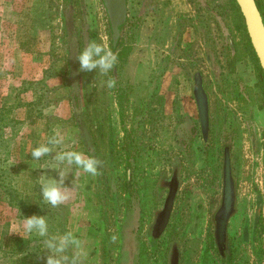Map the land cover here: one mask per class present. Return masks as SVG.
<instances>
[{"label": "rangeland", "instance_id": "rangeland-1", "mask_svg": "<svg viewBox=\"0 0 264 264\" xmlns=\"http://www.w3.org/2000/svg\"><path fill=\"white\" fill-rule=\"evenodd\" d=\"M231 1L125 0L118 50L128 53L101 76L79 71L75 59L90 40L110 47L100 0H0V178L7 188L0 190V264H45L42 238L19 227L33 214L47 216L50 233L72 230L86 241V264H166L170 242L180 264H223L212 217L224 147L235 198L228 264H264V94ZM256 1L264 19V0ZM194 73L207 97L205 141ZM56 127L103 165L52 208L40 200L37 178L56 173L40 169L48 158L34 161L30 150ZM172 173L178 187L153 253L145 231L165 196L158 182ZM72 180L69 173L65 185ZM27 247L42 254L40 262Z\"/></svg>", "mask_w": 264, "mask_h": 264}, {"label": "clouds", "instance_id": "clouds-1", "mask_svg": "<svg viewBox=\"0 0 264 264\" xmlns=\"http://www.w3.org/2000/svg\"><path fill=\"white\" fill-rule=\"evenodd\" d=\"M75 59L79 63V71L92 72L96 70L97 74L108 76L118 62V54L103 40L99 42L90 40ZM104 83L109 89L116 86V80L110 76ZM75 144V140H69L60 128L56 127L53 129L52 135L30 150L34 161L48 158L40 166V169H50L56 173V176L53 177L47 172H42L37 178L40 200L52 208H57L70 199V192L79 186L78 181L81 175L93 178L101 175L99 169L103 162L93 155L77 150ZM69 173L73 175L72 187L65 185ZM19 227L22 228L25 236L35 234L42 238L45 264H86L90 254L86 247V241L77 237L72 230L63 233H50L46 215L33 214L23 217ZM10 233L19 234L15 231ZM117 238L113 234L110 240L115 242Z\"/></svg>", "mask_w": 264, "mask_h": 264}, {"label": "water", "instance_id": "water-1", "mask_svg": "<svg viewBox=\"0 0 264 264\" xmlns=\"http://www.w3.org/2000/svg\"><path fill=\"white\" fill-rule=\"evenodd\" d=\"M233 2L241 17L246 40L261 71L264 84V22L257 8V1L233 0ZM101 4L109 26L110 42L114 46L119 36L118 28L125 22L126 2L125 0H101ZM191 95L197 112L201 138L205 141L208 131V106L207 97L202 89L201 77L198 73H194L192 76ZM175 189L171 190L159 213V231L163 229L169 217ZM234 199V185L230 174L228 149L224 147L222 154L221 198L219 207L213 216V237L217 249L220 250L224 246L228 219L234 211Z\"/></svg>", "mask_w": 264, "mask_h": 264}, {"label": "flooded vegetation", "instance_id": "flooded-vegetation-1", "mask_svg": "<svg viewBox=\"0 0 264 264\" xmlns=\"http://www.w3.org/2000/svg\"><path fill=\"white\" fill-rule=\"evenodd\" d=\"M176 179H177L176 173H172V174H170V176H168L166 178H162L158 182V190H165V196L163 198V202H162V206H161L160 210H158L152 214L151 221L148 224L146 231H145V240L149 244V250L153 253L157 248V243L161 240L162 236L164 235V233L167 229L169 217H168L167 222H166L165 226L163 227V229L161 231H159V213L162 210L164 201L168 197L171 190L176 188L175 189V193H176L177 187H178ZM174 197H175V195H174ZM173 200H174V198H173ZM214 214H213V216H214ZM169 216H170V214H169ZM212 222H213V217H212ZM213 230H214V222H213ZM226 242L227 241H226V235H225V241H224V246H223L222 250L217 249L215 241H214V237H213V243H214V246H215V249H216V252L218 253V255L221 256L223 254ZM227 251H228V247H227ZM178 257H179L178 246L176 245L175 242H170V248L168 251L166 264H180V262H178ZM159 264H163V262H159Z\"/></svg>", "mask_w": 264, "mask_h": 264}, {"label": "trees", "instance_id": "trees-1", "mask_svg": "<svg viewBox=\"0 0 264 264\" xmlns=\"http://www.w3.org/2000/svg\"><path fill=\"white\" fill-rule=\"evenodd\" d=\"M100 1H101V0H100ZM231 5H232V7L235 9V11L237 12V9H236V7H235L233 1H231ZM256 5H257L258 10L260 11V8H259L258 3H257ZM260 13H261V12H260ZM261 15H262V13H261ZM262 18H263V16H262ZM263 22H264V19H263ZM122 28H123V25L120 26V27L118 28L119 36H118V39H117L115 45L112 46V45H111V42H110V48H111L114 52L119 51L120 53L118 54V58H121V59H123V58L127 55V53H128V52H127V51H128L127 48H125V49H121V50H118V49H120V46H121V45H120V33L122 32ZM242 33H243V32H242ZM109 34H110V31H109ZM243 38H244V40H245V43H246V46H247V50L249 51V53H250V55H251L253 61H254L255 64L257 65L256 60H255V58H254V55H253V53H252V51H251V49H250V47H249V45H248V42H247V40H246V36H245L244 33H243ZM257 72H258V74L261 76V82H260L259 85H260V88H261V90H262V93L264 94V84H263V81H262V74H261V71L259 70L258 66H257ZM72 102H73L74 107L76 108V107H77V99H76V97H74V99H73ZM0 190H2L3 192H7V188L4 186V183H3V181H2L1 178H0ZM12 205H13L14 208H16L17 211H19V213L24 212L25 207H26L25 205L20 204V202H15V203L12 204ZM47 207H48V206H45V209H46ZM48 208H49V207H48ZM46 210H47V209H46ZM24 252L27 253V254H30V256H31L32 258H34V260H35L36 262H40L38 259H40L39 257L42 256L41 253L36 252L34 249L29 248V247H27L26 250H25ZM220 258H221V261H222L223 264H228V263L230 262V256H229L228 251H227V243L225 244L224 252H223V254L220 256Z\"/></svg>", "mask_w": 264, "mask_h": 264}]
</instances>
